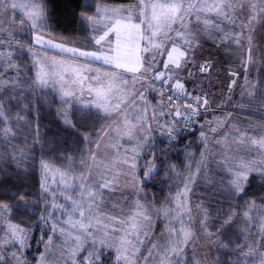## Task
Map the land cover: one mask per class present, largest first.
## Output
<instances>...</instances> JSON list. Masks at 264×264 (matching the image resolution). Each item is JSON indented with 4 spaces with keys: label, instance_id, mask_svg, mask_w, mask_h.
I'll return each mask as SVG.
<instances>
[{
    "label": "rangeland",
    "instance_id": "374dc122",
    "mask_svg": "<svg viewBox=\"0 0 264 264\" xmlns=\"http://www.w3.org/2000/svg\"><path fill=\"white\" fill-rule=\"evenodd\" d=\"M7 2L10 4L12 0H7ZM16 2H21V0H16ZM35 2L40 3L43 8L42 0H35ZM145 2L146 4H167L171 0H145ZM188 2L190 0H184V3ZM205 2L212 5L221 3L222 0H205ZM227 2L232 5L231 16L228 19L218 16L215 11H212L197 13L186 17L185 20V27L188 30L187 38L193 39L198 46L193 50L195 63L189 62L180 71L179 78H181V82L185 84V88L193 96H195L194 91H198V95L201 93L206 94L209 106L206 111L201 110V112L207 114V116L204 119L195 117V122L199 123L200 126L203 125L204 130L202 132H204L207 139L204 141L203 151L199 158L194 161L187 159L183 171L176 165H172L171 168H174V171H171L172 179L176 183L175 189L168 196V200L160 206L147 201L142 180L143 173L147 170V161L143 159V156L147 150H151V152L153 150L149 148L141 152L142 158L137 161V167L133 173V170L129 167L133 153L130 151L126 152L125 149H132L137 145L135 142H130L127 137L121 139L114 131L117 127L120 128L121 132L124 131L121 117L108 116L107 122L98 133V136L96 138L88 136L86 155L82 160L71 158L65 165H58L52 161L43 160L54 169H59L61 173H66L69 177H80L89 174L92 153H97L95 163L99 166V170L93 168L92 178L86 183L99 185L106 180L112 181L115 192L114 194L109 190L98 192V195L103 198L102 202L99 203L98 209V212L102 214V224L97 225L98 230L93 232L91 238L96 240L95 247L89 246V241L77 255L73 256L71 249L75 246L71 238L60 232L54 235L51 227L43 222L42 228L37 231L25 228L11 220L8 209L2 213L3 218L0 219V255L4 257L7 264H66L68 259L74 261V264H82V262L83 264H89V261L92 264H112L113 261L114 264H124L123 261H118L117 259L121 254L118 251L121 247L119 244L121 232L109 231L106 236L103 225L107 224L109 229H120L121 227H127V225L121 226L117 222L104 220L103 216L116 217L117 220H128L137 211L135 207L137 201L146 207L151 205V208L155 209L163 207L174 208L177 203L176 197L178 193L185 191V183L190 185V189L187 191L185 205L189 215L183 218L184 226L194 233L183 254L187 264H218L217 245L225 244L229 249L233 248L222 239L225 229L233 225L240 228L244 234L243 244L235 247L236 258L245 241H247L253 248L257 249V253L253 258L241 260L240 264H259L260 253H264V210L258 209H264V202L253 200L239 206L237 201L232 199L230 200L231 204L226 196L227 193L235 194V191L231 188V181L234 178V173L240 170L235 165L247 164L253 169V171L247 173L248 178L244 185L247 184L252 173L264 172V168L259 166L264 164V148H259L257 145H252L246 141L236 142L234 140L241 133L255 140L264 139V15L260 14V9L264 8V3L261 0H227ZM254 3L257 5L255 10L251 8ZM99 4V9L103 10L105 4L113 3L100 1ZM241 4L244 5L243 8H241ZM134 5V16L136 17V12L139 9L137 0H135ZM26 11L28 9L8 7L5 10L0 7V110L2 112H5L8 100L14 101L26 94L27 89L24 79L27 74H25V66L22 65V61L25 60L24 56L29 59L30 66L35 74L39 70V65L35 61L40 58H49L46 61V65L52 59L63 61L64 66L69 69L65 74V87L73 91L83 103H88L93 97L89 96L87 91L82 94L80 86L72 84L74 78V74L71 71L72 67L98 69L100 73L114 72L122 79L131 81V73L117 71L113 67L103 66L100 62L84 61L78 56L61 53L59 49H49L36 45L34 39L37 35H40L46 40H51L53 43H61L65 47L77 48L88 52L92 50L98 51L97 48L90 49L87 46L88 41L80 43L68 41L45 32L40 27H33L25 18V15L22 14ZM43 13L45 18L44 8ZM205 20L209 21V23L205 24ZM173 28L178 29L179 25H173ZM136 36L137 34L132 36L133 45L136 43L134 39ZM237 39H239V44L236 43ZM140 42V45H142V41ZM179 43L180 41L177 40V44ZM249 48H251L253 62L247 61ZM158 59L161 63L157 67L162 68L166 53L160 55ZM205 61L211 64V68L207 73L199 70V65ZM46 70H48L47 67ZM82 75L89 77V80L84 83L85 89L89 86L95 87V84L91 82V77L96 75V73L83 72ZM233 81H235L234 84L232 83ZM34 83L33 89L40 87L36 82ZM170 83H175V80L170 81ZM49 87L60 96L61 117L63 120H65L64 113L67 112L66 118L72 121L70 116L72 106L78 105L82 107V104L75 101L65 103L58 91L59 84ZM153 87L160 88L156 82ZM249 92L253 94L249 96ZM23 93L24 95H22ZM145 95L152 104L156 103L153 93L146 92ZM237 105L242 106L237 107ZM137 111L138 108L129 109L131 114H135ZM152 111V108L148 109L149 116ZM170 119L167 116L163 117L161 123ZM217 120L220 122L217 123ZM207 122L212 123L209 124ZM130 123L136 124V120L132 119L131 116ZM147 124L152 128H156V124L151 119H148ZM177 125H179L178 122ZM233 125H235V128H233ZM210 128H216L217 131L213 133L209 131ZM105 129H108V131L105 132ZM8 130L6 128L3 131V136L9 147V151H6H8V154H12L21 166V164H25L24 160L31 157L35 146H16L12 144L14 133ZM141 132L147 135L148 128L141 129ZM158 137L160 136L156 135L155 139L151 141L155 146V140ZM140 143H143V141L141 140ZM117 144L120 145L119 148L116 147ZM152 156L153 153L148 161L154 160L157 165L155 158ZM125 157H128L129 164L123 163ZM82 162L84 166L80 167ZM144 162L146 165L142 172V163ZM41 174L43 181L42 170ZM190 174L192 179L185 180L184 178L189 177ZM133 175L140 180L139 188L143 195L137 194V183L133 179ZM53 181H56V183ZM48 184L51 185L49 191L56 193L57 199L53 200L50 196H45V202L64 205L66 214H62L61 210L48 208L47 211L44 209L42 216L47 218L50 213L55 211L50 223L56 224L57 228L71 230V226L63 223V221H67L70 218L72 207L69 202L61 197V193L71 196L73 199H78L80 197L79 189L76 191H65L60 183V173L57 172L49 174ZM253 202L255 203V208L250 210L249 205ZM244 213H248V215L245 216ZM96 215L97 212L94 211L93 217ZM147 215L152 221V226L151 228L146 226L145 231L148 232V237L154 244H166L168 240L161 239L162 234L169 227L180 228L181 226L179 223L170 225L168 220L162 216L157 217L154 215L151 209H149ZM205 215L207 219H204ZM71 219L74 221L78 220L79 216H71ZM189 219H191L190 224L187 223ZM226 220L229 221L228 224H224ZM57 221H61V223H56ZM9 223L23 229L24 233L27 234L23 246H17L15 243L10 245L3 243L11 239L7 229ZM202 224L203 226H201ZM222 225L223 227H221ZM46 230L48 232H45ZM207 233H213V235L209 236ZM73 234L79 235L80 233L77 231ZM50 237L51 241L49 242ZM101 240H105L106 244L102 246L100 244ZM40 246H42L41 250L39 249ZM137 247L141 249L143 255L138 260L132 259L130 264H145L144 257L148 255L150 246L146 248L142 245H137ZM248 250L247 247H243L244 252ZM103 251L110 253L112 260L106 259L103 256ZM14 253L15 257L13 256ZM42 254L45 256L43 262L39 259ZM33 255L36 257H31ZM156 264H159V261Z\"/></svg>",
    "mask_w": 264,
    "mask_h": 264
},
{
    "label": "snow or ice",
    "instance_id": "6c2138e0",
    "mask_svg": "<svg viewBox=\"0 0 264 264\" xmlns=\"http://www.w3.org/2000/svg\"><path fill=\"white\" fill-rule=\"evenodd\" d=\"M264 3V0H261ZM139 9L136 12V19L139 21L133 23V8L132 7H118L111 9H97V16L101 17L103 13L104 19L107 23L104 25L107 29L103 32V35L99 38H92L96 45H101L102 41L108 37L111 33H114L119 40L120 26L124 21V27L134 30L137 36L134 37L136 43L132 49L124 54L120 52V45L117 43L115 49L111 46L109 48L101 49L99 51H81L77 48L65 47L61 43H53L51 40H46L43 36L37 35L34 39V43L44 48L59 49L61 53H68L80 58L91 59L92 61L100 62L114 69L121 70L123 73H131L132 79L124 80L116 73H100L98 69H92L88 67H72L71 71L74 74L72 84L79 85L81 92L87 91L88 95L93 97L88 103H83L79 100L73 91L68 90L65 87V74L68 72V67L64 66L63 61L51 60L50 63L47 57L40 58L35 61L39 65V70L36 73V83L40 87H49L59 84L58 91L61 94L62 99L65 103L69 101H75L81 103L85 109H94L97 112H103L105 117L108 116H119L123 121L124 131L121 132L120 128L114 129L116 134L124 139L128 138L130 142H135L136 147L132 149H125L126 152L130 151L133 153L131 157V163L129 164L128 157H125L123 163L129 164L130 169L133 173L137 167V161L142 158L141 152L149 148H154L155 145L151 143L155 136L166 138L168 142L174 140L181 131L191 130V125L195 122V117L201 114V110L206 111L209 106V101L206 98V94L201 93L200 95L193 96L186 88L185 84L181 82L180 72L189 62L195 63V56L193 50L198 46L193 39H188V30L185 27L186 17L196 15L201 12H212L215 11L218 16H223L226 19L230 18L232 5L227 0H222L221 3L209 5L205 0H190L188 3H184V0H171L167 4H146L145 0H137ZM244 7L243 4L240 5ZM0 7L5 10L8 7L13 9H28L23 12L25 18L32 24L33 27H39L44 23L43 8L40 3L35 0H21L16 2L12 0L9 4L7 0H0ZM257 5L254 3L251 8L255 10ZM111 13V15H109ZM126 13L127 15H121ZM260 14L264 15V8L260 9ZM120 16V19L113 20V17ZM86 19H91L85 17ZM198 18V17H197ZM100 20L94 21L96 24H100ZM205 24L209 21L205 20ZM179 25L178 29H174L173 25ZM177 40L180 41L177 44ZM140 41H143V47L140 45ZM239 44V39L236 40ZM166 53V59L162 62L163 67L158 68L157 66L161 63L158 59L160 55ZM247 61H252L251 48L248 49ZM46 67L48 70H46ZM211 68V64L207 61L199 65V70L205 72ZM83 72L96 73L91 77V82L95 84V87L89 86L87 89L84 88L85 81L89 80V77L82 75ZM150 74V75H149ZM191 75V74H190ZM235 75V73H233ZM175 80V83L170 81ZM155 82H159L160 88L153 87ZM233 84L235 81L232 82ZM254 87V86H253ZM153 93L156 103L152 104L147 99L145 93ZM253 93L249 92L251 96ZM243 95V93H242ZM183 100V104H178L176 101ZM202 101V103H201ZM242 105H237L241 107ZM137 109L135 114H131L129 109ZM152 108V114L148 115V109ZM66 124L71 126V121L66 117L67 112L64 113ZM3 116V113H0ZM130 116L136 120V124L130 123ZM170 117L171 119L161 123L163 117ZM148 119H151L155 124L156 128H152L147 124ZM177 120L181 121L183 125L187 127H178ZM219 123L220 121H216ZM212 123V122H207ZM139 125V127H137ZM147 127L148 134L145 135L141 132V129ZM203 127V125H201ZM235 128V125H233ZM258 130V129H257ZM10 131V130H8ZM105 132L108 129L104 130ZM209 131L215 133L216 128H210ZM238 131V130H237ZM155 133V135H153ZM7 134V132H6ZM204 132L200 134V140L204 142L206 140ZM143 143H140V141ZM236 142H248L252 145H257L259 148H264V139L255 140L251 137L241 133L238 137L234 138ZM219 143V141H217ZM120 147L119 144L116 145ZM97 153L93 152L91 156L92 163L89 166V174L82 175L80 177H69L66 173H61L59 169H54L50 164L41 161V170L43 172L44 179L41 183V195L50 196L53 200L57 199V195L54 192H50L51 185L48 184L49 174L52 172L60 173V183L63 185L65 191H76L79 189L80 197L73 199L71 196L63 195L61 197L70 203L72 212L70 218L63 223L71 226V230L65 228H57L56 224L50 223L51 217L55 215V211L49 214L47 218L41 216L40 220L51 227L52 233L55 235L57 232L64 234L65 236L72 239L74 248L71 249L73 256L77 255L86 243H89L91 247H95L96 240L91 239L93 232L97 231V225L102 224L101 215L98 212L99 203L102 202V197L98 195V192L105 190L115 192L112 181H105L99 185H89L86 182L92 178V170L95 168L99 170V166L95 163ZM71 166V165H70ZM83 162L80 167H83ZM264 168V164L259 165ZM240 170L234 173V178L231 181V188L236 194H239L244 189V182L247 180V173L253 171L247 164L235 165ZM157 171V165L154 160L147 161V170L144 171L142 180L148 182L152 175ZM174 171V168L170 169ZM264 175V172L260 173ZM133 179L136 180L137 187L136 192L138 195H143L139 188L140 180L133 175ZM185 180H191V174L189 177L184 178ZM67 181V182H65ZM56 183V181H53ZM185 191L178 193L176 197V206L174 208H151V205L147 207L144 204L136 202L135 207L137 211L128 218V220H117L116 217L103 216L104 220L114 221L119 223L121 226L127 225V227H121L120 229H109L107 224L103 225L105 235H108L109 231L116 232L120 231L119 236L120 255L118 261H123L124 264H130L132 259L138 260L143 252L137 245L144 247L150 246L148 255L144 257L145 264H187L184 259V252L186 246L192 240L194 233L184 226V216L189 215L186 209V197L187 191L190 189V185L185 183ZM171 199V198H170ZM46 203L45 211L48 208L53 210H61L62 214H66L64 205L55 203ZM10 208L8 204L0 203V219L3 218L2 213ZM250 210L255 208L253 202L249 205ZM151 209L152 213L157 217H163L168 220L169 224L179 223L180 228L169 227L167 231L162 234L161 239H167L168 242L164 245L154 244L148 237V232L145 231V227L151 228L152 221L147 215V212ZM264 210V209H258ZM96 211L97 215L93 217V212ZM79 216L78 220H72L71 216ZM245 216L248 213H244ZM204 219H207L205 215ZM229 221H224V224H228ZM56 223H61L57 221ZM191 223V219L187 221ZM203 226V224L201 225ZM223 227V225L221 226ZM8 235L11 237L10 240L4 241L5 245L15 243L17 246H23L25 243L26 233L24 230L9 223L7 225ZM91 229V231H90ZM79 232V235H74V232ZM211 236L213 233H207ZM83 237V238H82ZM143 237V239H141ZM51 241V237L49 242ZM100 244L103 246L106 244L105 240H101ZM131 246V247H129ZM243 247H247V252L243 251ZM224 249L226 254L232 252L225 244H218L217 251ZM190 250V249H188ZM162 253V254H161ZM257 253V249L253 248L247 241H245L241 250L237 254L236 260H226L222 264H240L241 260L253 258ZM15 257V253L13 254ZM259 264H264V253H260ZM41 262L44 261L45 256L42 254L39 258ZM0 264H7V261L2 255H0ZM66 264H74L71 259L66 260ZM83 264V262H82ZM89 264H92L89 261ZM221 264V262H218Z\"/></svg>",
    "mask_w": 264,
    "mask_h": 264
},
{
    "label": "trees",
    "instance_id": "16d2710c",
    "mask_svg": "<svg viewBox=\"0 0 264 264\" xmlns=\"http://www.w3.org/2000/svg\"><path fill=\"white\" fill-rule=\"evenodd\" d=\"M100 1L130 3L134 0H42L45 18L39 27L68 41H88L91 39L92 30L89 19L85 17L96 13ZM23 58L25 60L22 65L25 66L27 74L24 79L26 94L14 101L8 100L5 112L0 110V113H3V116H0V203L10 205L9 214L13 222L37 231L42 228L40 217L45 209V196L41 195V161L48 160L65 165L71 158L82 160L86 155L88 136L96 138L105 126L107 117L103 112L73 105L70 112L71 126L66 124L61 117L60 96L50 87L32 88L36 74L29 59L25 56ZM194 92L197 96L198 91ZM176 103L183 104V101ZM205 116L207 114L201 112L197 117L204 119ZM177 122L180 127L182 122ZM6 128L14 133L12 144L35 146L31 157L24 160L25 164L21 166L12 154L7 153L9 147L3 136ZM203 130L199 123L194 122L191 130L181 131L171 142L164 137L156 138L153 152L146 151L143 159L148 161L153 153L152 157L157 163L156 173L148 182H143L146 199L151 204L162 205L175 189L176 182L172 179L170 171L172 165L183 171L187 159L194 161L199 158L204 147V142L200 140ZM145 165V162L142 163V172ZM226 198L231 204V199L237 201L239 206L253 200L264 202V175L252 173L241 193H227ZM222 239L233 248L232 252L227 254L225 250L218 251L221 264L236 258L235 247L243 244L244 234L240 228L233 225L225 229ZM39 249L41 250L42 246ZM103 252L106 259L112 260L110 253Z\"/></svg>",
    "mask_w": 264,
    "mask_h": 264
},
{
    "label": "crops",
    "instance_id": "0c3cea01",
    "mask_svg": "<svg viewBox=\"0 0 264 264\" xmlns=\"http://www.w3.org/2000/svg\"><path fill=\"white\" fill-rule=\"evenodd\" d=\"M100 2H98V5H97V9L99 8V4ZM109 3V2H108ZM135 0L130 2V3H113V4H105L104 6V9L107 8V9H111V8H118V7H132L133 8V12H132V16H133V23H137L139 22L136 17L134 16V7H135ZM110 15V13H109ZM121 15H127L126 13H122ZM103 17V13H102V16L101 17H98L97 16V11L94 15H92L89 19V22H90V26H91V30H92V35H91V39L88 40V44L87 46H89L90 49H95L97 48V50H101V49H107L109 48L110 46L115 49L116 46H117V43H119L120 45V52L121 54H124L125 52H128L131 48L134 47L133 43H134V40L132 38V36L134 34H137L135 33L134 30H131L127 27H124V21H122V24L120 26V36H119V40H117V37L114 33H111L108 37L105 38V41H102L101 42V45H96L95 42H94V39H92L93 37L94 38H99V36L103 35V32L106 31L107 29L105 28V24L107 23V20L102 18ZM89 18V17H88ZM121 17L120 16H115L113 17V20L115 19H120ZM100 20V24H96L94 23V21L96 20ZM141 44V42H140ZM86 46V47H87ZM141 47H143V41H142V45ZM92 51H95V50H92ZM91 51V52H92ZM82 60H88V62H95V63H98L96 61H92L90 59H84V58H81ZM103 66H106L103 64ZM114 69V68H113ZM117 70V69H115ZM117 71H121V70H117ZM179 72L182 71V70H178Z\"/></svg>",
    "mask_w": 264,
    "mask_h": 264
},
{
    "label": "built area",
    "instance_id": "2783aa9c",
    "mask_svg": "<svg viewBox=\"0 0 264 264\" xmlns=\"http://www.w3.org/2000/svg\"><path fill=\"white\" fill-rule=\"evenodd\" d=\"M209 63V62H208ZM209 71V69L207 70V71H205L206 73ZM156 83H158V86L160 87V84H159V82H156ZM179 101V100H178ZM178 101H176V102H178ZM183 101V100H182ZM183 103H184V101H183ZM180 127H187V126H185V125H183V123H182V125L180 126Z\"/></svg>",
    "mask_w": 264,
    "mask_h": 264
}]
</instances>
